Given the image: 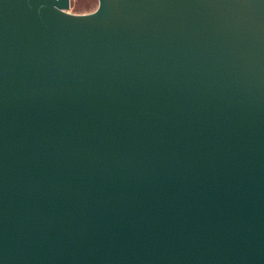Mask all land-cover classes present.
Returning <instances> with one entry per match:
<instances>
[{
  "label": "water",
  "instance_id": "obj_1",
  "mask_svg": "<svg viewBox=\"0 0 264 264\" xmlns=\"http://www.w3.org/2000/svg\"><path fill=\"white\" fill-rule=\"evenodd\" d=\"M0 0V264H264V0Z\"/></svg>",
  "mask_w": 264,
  "mask_h": 264
},
{
  "label": "rangeland",
  "instance_id": "obj_2",
  "mask_svg": "<svg viewBox=\"0 0 264 264\" xmlns=\"http://www.w3.org/2000/svg\"><path fill=\"white\" fill-rule=\"evenodd\" d=\"M69 2V8L66 11L73 14L93 12L98 5L97 0H69Z\"/></svg>",
  "mask_w": 264,
  "mask_h": 264
}]
</instances>
